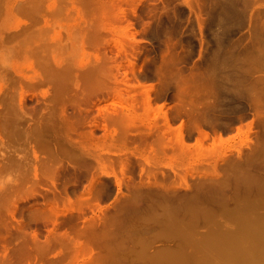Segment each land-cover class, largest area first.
Returning a JSON list of instances; mask_svg holds the SVG:
<instances>
[{
	"label": "rangeland",
	"instance_id": "rangeland-1",
	"mask_svg": "<svg viewBox=\"0 0 264 264\" xmlns=\"http://www.w3.org/2000/svg\"><path fill=\"white\" fill-rule=\"evenodd\" d=\"M109 14L115 18H110ZM103 22L104 26L111 24L101 30L99 25ZM125 26L128 28L124 29ZM53 56L62 60L63 64L72 63L73 74L80 73L81 69L89 66L93 68L94 65L105 69L103 73L105 72L107 90L104 87L96 94H87L84 99L78 98L80 101L70 99V102H62L63 108L65 107V110L62 108L63 111L72 113V116L70 113L67 116L70 120H66L71 122L73 118L77 119L74 120L77 126L72 130L66 128L67 125L61 123L62 120L59 122V118L65 115L60 108L56 107L61 111L56 112L59 118L57 114L50 115L54 104L57 105L49 98L52 94L51 87L38 81L39 75L44 74L43 68L54 64ZM109 57L112 59L109 60ZM105 58L109 62L106 63ZM105 65L110 67L109 71L112 68L111 74ZM240 76L244 79L248 77L245 79L247 82ZM68 86L72 87L73 83L68 82ZM74 87L69 90L74 91ZM61 89V92L66 91ZM44 90L46 91L43 93ZM147 90H150L152 97L151 105L147 102ZM262 93L264 94V0H0V264H149L147 256L152 254L155 261L163 254H172L173 256L168 257L173 259L178 256L173 264H240L227 260L220 253L218 256L214 252L211 254L207 243L224 232L220 231L222 229H237L240 222L235 211L239 207L246 209V201H252L260 195L264 199ZM59 103L60 106L62 103ZM80 113L86 115L82 116L83 120ZM118 115L122 122L114 119ZM169 122L173 129H170ZM81 123H87L83 125L86 129ZM42 127L45 132L39 133L38 128ZM123 128L126 131L122 135L120 132ZM64 132L69 135L63 134ZM205 132L209 133V139L203 137ZM71 133L75 137L72 138ZM220 135L225 142L222 143ZM69 136L74 142H79L80 136L85 138L80 141H83L82 144L87 146L88 151H94V154L84 148L87 154L84 150L80 151L82 158H74L65 152L53 155L48 149L49 145L44 146L47 143L54 146L52 143L68 142ZM179 137L180 140L184 137V141L188 143L186 147L179 145L182 144ZM199 140L203 142L200 146L197 142ZM96 152L102 156H98ZM91 155L93 156L90 157ZM48 156L55 161H52L54 166L49 163ZM94 157L107 161L109 167L106 163L107 166L103 164V167ZM69 160L72 166L69 165ZM124 163L128 172L125 177L122 173ZM67 167L76 169L70 174L57 172H66ZM150 172H156L154 175L157 178L149 175ZM39 175L41 176L38 177ZM41 177L44 179H40ZM93 177H97L98 184L104 191L99 195L102 197H96L88 204L83 198L87 195L86 187ZM117 177L126 182L122 186V195ZM156 179L165 183L160 187L155 185L157 188L152 184L151 190L154 193L163 188L158 191L159 195H167L172 199L167 201L169 203L166 202L171 206L166 203L163 205L166 200L158 201L163 202L160 203L163 207H168L166 209L171 212L170 216H163L161 212L164 208L161 210L162 206L154 199H147L148 195L145 196V193L143 195L149 203L143 196V200L140 198L142 201H127L128 205L119 209V201L124 199V194H129L126 192L132 193V188L137 185L134 191L146 186L148 188L143 189V192L151 193L148 190L150 182ZM141 182L147 185L143 184L141 187ZM166 184H169V188ZM171 191H175L170 193L172 196L168 195ZM54 193H57V197ZM157 194L154 193L155 199L158 198ZM67 196H71L77 206L80 205L79 211L71 210L68 205L70 210L63 206L65 210L61 217L54 216L57 219L38 215V210L41 212L47 209L46 204H51L54 198L62 206L68 199L64 201L63 198ZM80 196H83V200ZM154 201L160 212L156 205L150 206L155 204ZM65 203L64 205L68 204ZM9 207L12 209L9 210ZM11 211L15 212V218ZM258 212H264V208L260 207ZM159 213L161 218L157 216ZM73 214H79L81 218L76 225L79 230L76 226H71L73 222L67 221L68 218L71 220ZM112 214L117 215V218ZM165 216L169 221L182 219L178 223L181 225L183 222L184 228L178 230L179 234L177 230L174 232L175 228L171 231L169 227L165 229L169 233L164 230L159 232L165 228L160 229L163 224L169 223ZM163 218L166 221L162 222ZM93 220L98 225L89 233L83 232ZM60 223H64V227ZM23 226H28L27 230ZM18 229L23 232H18ZM52 229L53 232L56 231L50 234ZM59 230H67L72 236L69 237L71 241L68 239L69 242H61L63 245L56 241V244L53 243L55 245L45 247L47 249L44 251L38 249L45 246L48 235L49 238H53L57 232L59 235ZM184 230L185 233L188 231L186 234L190 232L194 235L190 234L188 237ZM213 235L214 238H209ZM76 239L78 242L82 241L80 248L84 243L88 247L85 248L87 245L84 244L79 252L76 251ZM179 247L183 250H178ZM200 248L206 249L200 252ZM39 250L40 253L43 252V256H40L42 254ZM206 250L208 251L204 253ZM175 253L180 255L176 256Z\"/></svg>",
	"mask_w": 264,
	"mask_h": 264
},
{
	"label": "bare ground",
	"instance_id": "bare-ground-1",
	"mask_svg": "<svg viewBox=\"0 0 264 264\" xmlns=\"http://www.w3.org/2000/svg\"><path fill=\"white\" fill-rule=\"evenodd\" d=\"M90 2V1H89ZM101 5V4H100ZM92 7V6H91ZM99 7V6H98ZM94 9H95V7L93 8V9H91V10H93L92 12H94ZM97 9H99V8H97ZM107 9H108V7H107ZM110 9V8H109ZM104 10H106V8L104 7ZM111 10V9H110ZM109 10V11H110ZM100 11H101V9H100ZM113 11V10H112ZM91 12V11H90ZM111 12V11H110ZM105 13V12H104ZM113 13H111V15H112ZM117 14V13H116ZM124 14V13H123ZM99 15V14H98ZM103 15H105V14H103ZM102 15V16H103ZM107 15V14H106ZM115 15V14H114ZM120 15V14H119ZM101 15H99V17H100ZM108 16V15H107ZM98 17V16H97ZM109 17H110V14H109ZM108 17V18H109ZM112 17H114V16H112ZM112 17H110V18H112ZM117 17V16H116ZM119 17V16H118ZM123 17H124V15H123ZM230 17V16H229ZM105 17H103V19H104ZM115 18V17H114ZM114 18H112V19H114ZM123 19V18H122ZM98 20H100V21H102V19L101 18H99ZM105 20V19H104ZM108 20V19H107ZM119 20H121V18L119 19ZM112 21V20H111ZM111 21H108V22H111ZM117 21H118V19H117ZM96 22V21H95ZM108 22H106V23H108ZM97 23V22H96ZM95 23V24H96ZM100 23V22H99ZM104 23L105 22H103V26L102 25H99V26H101V30H102V27L104 28V27H106V26H108L109 24H111V23H108V24H105L106 26H104ZM95 27H98V26H95ZM94 27V30L96 29ZM126 27V26H125ZM108 28V27H107ZM107 28H105V29H107ZM128 27H126V28H124V29H127ZM105 29H103V31H105ZM109 30V29H108ZM96 31H98V29L96 30ZM107 31V30H106ZM124 32V31H123ZM127 33V32H126ZM99 35V34H98ZM93 36V35H92ZM94 38H97V37H94ZM106 39V38H105ZM134 39V38H133ZM95 40V39H94ZM136 40V39H135ZM108 41V40H107ZM110 41V40H109ZM120 43H122V42H120ZM122 44H120V46H121ZM119 46V45H118ZM121 47H123V46H121ZM120 47V48H121ZM122 49V48H121ZM120 49V50H121ZM124 49V48H123ZM125 51H127V50H125ZM107 55V54H106ZM53 57H55V56H53ZM110 58V57H109ZM47 59V58H46ZM97 59H100L99 57H97ZM112 59V57L109 59V60H111ZM48 60V59H47ZM50 60V59H49ZM54 61V64H52L51 62H50V64H52V65H49V66H47L45 63H44V65L45 66H47L46 68L44 67L43 69H44V74H40L39 75V79H38V81H40V84H43V85H47V86H50L51 87V90H50V92H52V94L50 95V99L52 100V101H54L57 105H58V103L60 102V103H64V101L66 102V100L68 101L69 100V102H70V99L71 100H77L78 98H80V97H82L83 99L86 97V96H88V95H90V94H92V93H95L96 94V92H98V91H100V90H102V88H106V78H104V73H103V71L105 70H103L102 69V67L101 66H97V65H94L95 67H93V68H91L90 66H89V68H86V69H81V71H80V73H75V74H73L71 71L73 70L74 71V67H73V69H71V66H73V65H71L72 63H70L69 65H70V68L68 67L69 65L68 64H66V63H64L63 64V62H62V60L61 61H59L58 60V58H54L53 59ZM105 60H106V58H105ZM46 61V60H45ZM44 61V62H45ZM107 61H108V59L106 60V63H107ZM101 62H103V61H101ZM109 62V61H108ZM47 63V62H46ZM67 66H66V65ZM96 64H98V63H96ZM100 64V63H99ZM102 64V63H101ZM103 64H105L104 62H103ZM134 64V63H133ZM136 64V63H135ZM119 65V64H118ZM106 67H108L107 65H105ZM80 66H78V68H79ZM83 67V66H82ZM76 68V67H75ZM103 68H104V66H103ZM109 68L110 67H108L107 69H108V71H109ZM137 68V67H136ZM71 69V70H70ZM77 69V68H76ZM107 69H106V71H107ZM118 69V68H117ZM111 70H112V68H111ZM110 70V71H111ZM78 71V70H77ZM110 71L108 72V73H110ZM41 73V72H40ZM247 73V72H246ZM111 74V73H110ZM106 75H108V74H106ZM242 75V74H241ZM111 77H112V75H110ZM231 76V75H230ZM235 76V75H234ZM243 76V75H242ZM107 77V76H106ZM108 77H109V75H108ZM221 77V76H220ZM229 77V76H228ZM231 77H233V76H231ZM237 77V76H236ZM241 77V76H240ZM244 77V76H243ZM80 78L82 79V80H80ZM227 78V77H226ZM234 78V77H233ZM242 78V77H241ZM228 79H230V78H228ZM239 79V78H238ZM237 79V80H238ZM242 79H244V78H242ZM246 79V78H245ZM245 79L243 80L244 82H247V81H245ZM247 79H248V77H247ZM246 79V80H247ZM251 79V78H250ZM109 80V79H108ZM236 80V79H235ZM82 81V82H81ZM228 81H230V80H228ZM241 81V80H240ZM251 81V80H250ZM68 82H72L73 83V86H75L74 88V91H71V90H69V89H72V87L70 86H68ZM39 84V83H38ZM39 84V85H40ZM110 84V83H109ZM45 85V86H46ZM70 85V84H69ZM108 87H110L109 85H107ZM112 86V85H111ZM68 87H69V89H68ZM113 88H114V86H112ZM223 87H225V86H223ZM60 88H62V89H64V90H66L67 91V89H68V91L67 92H70V93H67L66 91L64 92V91H60ZM50 89V88H49ZM49 89H47V90H49ZM61 89V90H62ZM108 88H106V90H107ZM110 89V88H109ZM115 90V89H114ZM146 90V89H145ZM150 90H151V88H150ZM150 90H147V94H148V97H147V102H149V105H151L152 104V97H151V95H150ZM223 90H226L225 88L223 89ZM230 90V89H229ZM46 90H44L43 91V93L45 92ZM146 92V91H145ZM151 92H152V90H151ZM106 93V92H105ZM111 93V92H110ZM260 92H258V94H259ZM46 94V93H45ZM88 94V95H87ZM109 94V92L107 93V95ZM113 94H115L114 92H113ZM116 94H118V92H116ZM43 95V94H42ZM260 95H261V93H260ZM259 95V96H260ZM262 95H263V97H264V94L262 93ZM45 96V95H44ZM49 96V95H48ZM99 96V95H98ZM115 97V96H114ZM263 100L262 101H264V98H262ZM81 100V99H80ZM80 100H77V101H80ZM255 100V99H254ZM253 100V101H254ZM256 100H257V98H256ZM255 100V101H256ZM258 100H259V98H258ZM90 101H91V99H90ZM89 101V102H90ZM122 101V100H121ZM120 101V102H121ZM22 102V101H21ZM68 102V103H69ZM85 102V101H84ZM91 102H93V99H92V101ZM59 103V104H60ZM61 104L60 106L58 105H55L54 104V107L52 108V107H48V108H52L51 109V111H50V115H55V114H57L58 115V118H59V114L58 113H56V112H59L60 110L62 111V113H63V115H64V117H62L61 119L59 118V122L61 121V123H65L66 125H67V127L66 128H70L71 130L72 129H75L76 128V124H77V122L75 123L74 122V120H75V118H73V120L71 121V122H68V120H66V119H69L70 120V117H67L68 116V114L70 113H65L64 111H63V109L65 110V107L63 108V105L64 104ZM67 103V102H66ZM65 103V104H66ZM82 103V102H81ZM80 103V104H81ZM87 103V102H86ZM122 103H125V102H123L122 101ZM254 103H256V102H254ZM260 103V102H259ZM76 104H78V102L76 103ZM116 104V103H115ZM258 104V103H257ZM51 105V104H50ZM72 105V104H71ZM125 105V104H124ZM149 105H147V107L149 106ZM47 106H49V105H47ZM52 106V105H51ZM68 106V105H67ZM74 106V105H73ZM78 106V105H77ZM80 106L81 105H79V108H80ZM162 106V105H161ZM60 108V110L58 111V109ZM76 107V106H75ZM82 107V106H81ZM134 107V106H133ZM47 108V109H48ZM63 108V109H62ZM79 108H77V110L79 109ZM149 108V107H148ZM150 108H151V106H150ZM214 108H215V105H214ZM73 109H74V107H73ZM80 109H82V108H80ZM154 108H153V106H152V110H153ZM49 110V109H48ZM53 110V111H52ZM133 110H134V108H133ZM151 110V109H150ZM151 110V111H152ZM61 111L59 112V113H61ZM74 111H75V109H74ZM74 111H73V113H74ZM82 111V110H81ZM83 111H84V108H83ZM105 111H106V114H107V110L105 109ZM16 112V111H15ZM14 112V113H15ZM41 112V111H40ZM43 112V111H42ZM41 112V113H42ZM86 112V111H85ZM114 112H116V111H114ZM118 112H120L119 110H118ZM200 112V111H199ZM84 113V112H83ZM167 113V112H166ZM16 114V113H15ZM67 114V115H66ZM72 113H70L69 115H71ZM76 114V113H75ZM74 114V115H75ZM81 114V113H80ZM108 114L110 115V113L108 112ZM112 114V113H111ZM117 114V113H116ZM199 114V113H198ZM48 115V114H47ZM49 115V116H50ZM77 115H79V113H77ZM76 115V116H77ZM85 114H81V119H82V116H84ZM120 115H121V113H120ZM120 115H118V116H116V118H114V119H116V120H121V116ZM126 115V114H125ZM40 114H39V118H40ZM44 116V115H43ZM43 116H42V118H43ZM56 116V115H55ZM72 116V115H71ZM80 116V115H79ZM86 116V115H85ZM84 116V117H85ZM123 116V115H122ZM127 116V115H126ZM45 117V116H44ZM67 117V118H66ZM112 116H110V118H111ZM128 117V116H127ZM168 116H166V118H167ZM12 118V117H11ZM46 118V117H45ZM50 118H51V116H50ZM57 118V117H56ZM87 118V117H86ZM108 118V117H107ZM130 118H132V117H130ZM197 118V117H196ZM13 119V118H12ZM48 119V118H47ZM53 119V118H52ZM55 119V118H54ZM71 119H72V117H71ZM85 119V118H84ZM109 119V118H108ZM123 119H124V117H123ZM128 119H129V117H128ZM15 121H16V119H14ZM40 120V119H39ZM51 120V119H50ZM56 120V119H55ZM77 120V119H76ZM75 120V121H76ZM83 120V119H82ZM82 120H81V122H82ZM88 120V119H87ZM198 120H199V118H198ZM14 121V122H15ZM48 121H49V119H48ZM52 121V120H51ZM86 121V120H85ZM125 121V120H124ZM129 121H131V120H129ZM169 121V120H168ZM219 121V120H218ZM13 122V123H14ZM17 122V121H16ZM39 122V121H38ZM43 122V121H42ZM41 122V123H42ZM44 122H47V121H45V119H44ZM52 122H55L54 120L52 121ZM58 122V121H57ZM88 122V121H87ZM120 122H122V121H120ZM128 121H126V123H127ZM18 123V122H17ZM49 123V122H48ZM48 123H47V125H48ZM83 123H85V122H83ZM83 123H81V125L83 126V125H86V124H83ZM130 123V122H129ZM166 123V122H165ZM39 124V123H38ZM43 124V123H42ZM57 124V123H56ZM60 124V123H59ZM121 124V123H120ZM131 124V123H130ZM169 124H170V122H169ZM215 124V123H214ZM218 124V123H217ZM40 125V124H39ZM54 126H55V124H53ZM78 125H79V122H78ZM115 125V124H114ZM124 126H125V123L123 124ZM127 125V124H126ZM171 125V124H170ZM170 125H169V127H170ZM220 125V124H219ZM18 126L20 127V124L18 123ZM32 126V125H31ZM52 126V125H51ZM58 126V125H57ZM63 126V125H62ZM128 126L130 127V125L128 124ZM128 126H127V129H128ZM182 126V125H181ZM14 127V126H13ZM13 127H11V129H13ZM41 127V126H40ZM43 127H45L44 125H43ZM38 128V130H39V133H40V131L41 132H45V130H44V128ZM84 127V126H83ZM82 127V128H83ZM118 127L119 126H117V128L116 129H118ZM184 127V126H183ZM22 129H24L23 127H21ZM48 128V127H47ZM52 128H54V127H52ZM51 128V129H52ZM79 128L80 127H78V130H79ZM85 128V127H84ZM120 128H121V126H120ZM167 128H168V126H167ZM249 128V127H248ZM20 129V128H19ZM22 129H20V130H22ZM28 129H29V127H28ZM30 129H31V127H30ZM33 130H34V128H32ZM45 129H46V127H45ZM62 129V128H61ZM64 129V128H63ZM86 129V128H85ZM84 129V131H86ZM115 129V130H116ZM123 129H124V131H123ZM122 129V131H121V129H120V134L122 133V135L125 133V128H123ZM130 129V128H129ZM170 129H173L172 128V125H171V128ZM250 129H251V126H250ZM17 130V129H16ZM54 130V129H53ZM65 130H67V129H65ZM69 130V129H68ZM87 130H90V129H87ZM92 130V129H91ZM152 130V129H151ZM30 131H32V130H30ZM36 131V130H35ZM60 131V130H59ZM77 131V130H76ZM149 132H150V130H148ZM180 131L182 132V129H180ZM179 131V132H180ZM241 131V130H240ZM17 132V131H16ZM20 132V131H19ZM26 132H27V130L25 131V135H26ZM48 132H50L49 130H48ZM83 132V131H82ZM90 132V131H89ZM93 132V131H92ZM95 132V131H94ZM128 132V131H127ZM139 132H141V131H139ZM247 133L249 132V131H246ZM21 133H23V131H21ZM31 132H29V134H30ZM36 133V132H35ZM38 133V132H37ZM36 133V134H37ZM38 133V134H39ZM83 133H85V132H83ZM242 133V132H241ZM43 134V133H42ZM59 134H61V133H59ZM63 134H66L67 136L69 135V133H67V132H64ZM77 134H79V132L77 133ZM32 135H34V134H32ZM32 135H31V137H32ZM62 135V134H61ZM92 135H94V133L92 134ZM96 135V134H95ZM95 135H94V137H95ZM122 135H120V136H122ZM125 135H127V134H125ZM180 135V134H179ZM182 135H183V133H182ZM203 137L206 139V138H208V136H209V133H203ZM15 136V135H14ZM13 136V137H14ZM56 136V135H55ZM58 136V135H57ZM66 136V138H68ZM71 136H72V138L73 137H75L74 135H72V133H71ZM71 136H69V139H70V137ZM77 136H79V135H77ZM76 136V137H77ZM184 136V135H183ZM12 137V136H11ZM19 137V136H18ZM30 137V136H29ZM64 137V136H63ZM126 137V136H125ZM128 137H129V135H128ZM185 137V136H184ZM184 137L180 140V137H179V140L181 141V143L182 144H180L179 143V145H184L185 147H186V144L188 145V143H186L184 140ZM33 138H34V136H33ZM38 138V137H37ZM40 138V137H39ZM60 138H62V137H60ZM65 138V137H64ZM65 138V139H66ZM78 138V137H77ZM83 138V137H82ZM82 138H81V136H80V139L82 140ZM91 138V137H90ZM96 138V137H95ZM220 138H221V141H222V143L223 142H225V140L222 138V135H220ZM219 138V139H220ZM68 139V142H66L65 140V142H58V144L57 143H52L54 146H50V144H45L44 146H47V145H49V147H48V149L52 152V154L53 155H55V154H57V153H60V152H65V153H68L69 155H72V157H79V158H82L83 156L81 155V153H80V151L82 152L83 150L85 151V149L84 148H86L87 146H85L84 147V145L82 144L83 143V141H80V139H79V142H74L73 140V142L71 141V139L69 140ZM83 139H85V138H83ZM88 139V138H87ZM122 139H126V138H122ZM128 139V138H127ZM130 139V138H129ZM209 139V138H208ZM207 139V140H208ZM39 140V139H38ZM49 140H50V138H49ZM62 140V139H61ZM53 141V140H52ZM57 141V140H56ZM85 141V140H84ZM123 141H126V140H123ZM48 142V141H47ZM198 142V145L200 146V144H203V142L201 141V140H199V141H197ZM85 143V142H84ZM86 143H88L89 144V142H86ZM56 146V147H55ZM44 148V147H43ZM48 149L46 150L47 152H48ZM44 151H45V149H44ZM86 151H88V149L86 148ZM86 151H85V153H86ZM91 151V150H90ZM90 151H88V152H90ZM100 151H98V153H99ZM91 154H94V151H92V152H90ZM97 153V152H96ZM97 153V155L98 156H102L101 154L99 155ZM47 154V153H46ZM83 154V153H82ZM87 154V153H86ZM49 155H51L50 153H49ZM60 155V154H59ZM59 155H58V157H59ZM90 154L88 153V156H89ZM52 156V155H51ZM50 156V157H51ZM93 155H91L90 157H92ZM96 156V155H95ZM49 157V156H48ZM48 157H46V158H48ZM49 157V159H50V161H49V163L52 165V161L53 162H55L54 160H51V158ZM61 158H63V156H60ZM57 158V156H55V159ZM60 159V158H59ZM63 159H65V158H63ZM92 159V158H91ZM94 159H96L95 157H94ZM97 159H98V161H100L99 162V164H102V166H103V164L105 165V163L108 165V167H109V163L106 161H104V160H101L100 159V157L98 158L97 157ZM97 159H96V161H97ZM67 160H68V158H67ZM67 160H66V162H67ZM83 160V159H82ZM85 160V159H84ZM20 161V160H19ZM42 161V160H41ZM47 161V160H46ZM58 161V160H57ZM56 161V162H57ZM62 161V160H61ZM87 161V160H86ZM92 161V160H91ZM124 161V160H123ZM79 162V161H78ZM89 162V161H88ZM102 162V163H101ZM127 161H125V163H126ZM39 163H40V161H39ZM41 163H43V162H41ZM49 163H47V165L49 164ZM58 163H60L61 164V162H58ZM68 163V162H67ZM71 163H73V162H71ZM90 163V162H89ZM98 163V162H97ZM120 163H123V162H120ZM125 163H124V165H122V173H123V175H124V177H125V174L127 173L128 174V172H126L127 171V167H125L126 165H125ZM84 164V163H83ZM91 165L93 164V163H90ZM126 164H128V163H126ZM246 164H248V162L246 163ZM56 165H58L59 166V164H56ZM69 165H71L70 164V160H69ZM73 165H75V163L73 164ZM86 165H88V164H86ZM86 165H84V166H86ZM107 165H105V166H107ZM110 165H113V164H110ZM121 165V164H120ZM52 166H54V165H52ZM65 166H67V165H65ZM72 166V165H71ZM114 166V165H113ZM245 166V165H244ZM48 167V166H47ZM79 167V166H78ZM83 167V166H82ZM89 167V166H88ZM99 167H100V165H99ZM104 167V166H103ZM240 167V166H239ZM56 168V167H55ZM102 168V167H101ZM59 169V168H58ZM76 169V168H75ZM75 169H73L74 171H75ZM78 169V168H77ZM80 169H82V168H80ZM87 169V168H86ZM108 169V168H107ZM240 169V168H239ZM48 171H49V167H48V169H47ZM53 170V169H52ZM73 170H71L70 168L68 169V167H67V169H66V172H61V170L60 171H57L58 173H64V174H66V173H68V174H70ZM90 170V169H89ZM102 170V169H101ZM105 170V169H104ZM103 170V171H104ZM109 170V169H108ZM114 170V169H113ZM27 171H28V169H27ZM63 171V170H62ZM77 171V170H76ZM83 171V170H82ZM51 172H53V171H51ZM106 172H108V171H106ZM106 172H101L102 174H104V173H106ZM110 172V171H109ZM35 173H38V172H35ZM43 173V172H42ZM54 173V172H53ZM56 173V172H55ZM54 173V174H55ZM87 173H88V171H87ZM111 173V172H110ZM156 172H154V173H149V175H152V176H155L154 174H155ZM44 174V173H43ZM53 174V175H54ZM96 174V173H95ZM112 174H114V172L112 173ZM126 174V175H127ZM27 175V174H26ZM25 175V176H26ZM38 175V174H37ZM59 175V174H58ZM75 175V174H74ZM88 176H89V174H87ZM92 175H94V174H92ZM114 175H116V173L114 174ZM147 175H148V173H147ZM148 175V176H149ZM36 176V175H35ZM41 175H39L38 177H40ZM72 176V175H71ZM77 176V175H76ZM91 176V175H90ZM97 176V175H96ZM106 176V175H105ZM109 176V175H108ZM117 176V175H116ZM45 177V176H44ZM57 177V176H56ZM60 177V176H59ZM156 178H157V176H155ZM55 178V177H54ZM58 178V177H57ZM64 178V177H63ZM74 178V177H73ZM97 178V177H96ZM95 177H93L92 179H91V181H90V184L88 185V187H86L87 188V195L85 194V190H84V194L86 195V197L85 198H83L82 199V197L83 196H80V198L83 200V201H87V203L89 204L91 201H93L94 199H96V197H98V198H100V197H102V196H99L101 193L103 194V191H104V189H102V187H100L99 186V184H98V180L96 179ZM99 178V177H98ZM34 179H36V178H34ZM40 179H44V178H40ZM65 179V178H64ZM70 179H72V177L70 178ZM69 179V180H70ZM117 179V184H118V186H119V189H120V191L122 190V186H123V184L125 183V185H126V182L122 179H120V177L118 178H116ZM127 179V178H126ZM37 180V179H36ZM46 180V179H45ZM60 180V179H59ZM68 180V181H69ZM38 181H40V180H38ZM64 181V180H63ZM127 181V180H126ZM101 182V181H100ZM40 183H42V182H40ZM65 183V182H64ZM63 183V184H64ZM67 183V182H66ZM165 182H163V184H164ZM143 184H145V183H143ZM142 184V182H141V187L142 186H144ZM150 184L151 185H149L150 187V189H148V190H151V187H160V186H162L163 184H162V181L161 182H159L157 179H156V181H154V182H150ZM152 184H154L153 186H152ZM219 184H221V183H219ZM223 184V183H222ZM18 185V184H17ZM132 185V184H131ZM145 185H147V184H145ZM156 185V186H155ZM167 185V184H166ZM169 185V184H168ZM168 185L166 186V187H168ZM199 185V184H198ZM96 186H98V187H96ZM103 186H105V185H103ZM129 186V185H128ZM127 186V187H128ZM137 185H135V187H136ZM194 186V185H193ZM14 187V186H13ZM19 187V186H18ZM17 187V188H18ZM56 187V186H55ZM132 187H134V185H132ZM134 187V188H135ZM156 187V188H157ZM164 187V186H163ZM104 188V187H103ZM130 187H128V189H129ZM134 188H132V193H131V191L130 192H126V194H128L127 196H125V194H124V192H123V196H124V199H122V201H119V202H121V205L120 204H118V205H120V207H119V209H124V207L126 206V204H127V201H137V200H141L140 198H142V200H143V194L145 193V196L146 195H148L147 196V199H148V197H149V199L151 200V201H153V199L155 200V201H157V204L158 205H160V203L158 202L159 200H166L164 203H163V205H165V203L167 202V201H169L170 202V200H172L171 198L169 199V196L167 197V195L166 196H164V195H159L160 193L158 192V191H161L159 188V190L158 191H156L158 194H157V197L158 198H156L155 199V196L156 195H154V193L156 194V192H152V190H151V193H153L152 195H153V197H152V199H151V197H150V195H151V193H150V191L148 192V191H146V192H143L144 190H147V188H146V186L143 188V189H141V188H139L138 187V189L136 190V191H134L133 189ZM137 188V187H136ZM146 188V189H145ZM155 188V189H156ZM165 188V187H164ZM169 188V187H168ZM167 188V189H168ZM220 188V187H219ZM11 189H12V187H11ZM56 189V188H55ZM58 189V188H57ZM131 189V188H130ZM166 189V190H167ZM59 190V189H58ZM57 190V191H58ZM62 190V189H61ZM103 190V191H102ZM166 190H164V191H166ZM13 191V190H12ZM37 191V190H36ZM102 191V192H101ZM129 191V190H128ZM168 191V190H167ZM14 193H15V191H13ZM17 192H19L18 190H17ZM53 192H55V191H53ZM62 192V191H61ZM118 192H119V190H118ZM149 194H148V193ZM172 192H174L175 193V191H171V192H169L168 193V195L170 194V193H172ZM36 192H34V194H35ZM120 193V192H119ZM162 193V192H161ZM5 194V193H4ZM41 194H43L42 192H41ZM55 194V196L57 197V193H54ZM84 194H82V195H84ZM166 194V193H165ZM173 194V193H172ZM172 194H170V196H172ZM38 195H39V193H38ZM53 195V194H52ZM66 195H68V194H66ZM121 195H122V191H121ZM151 195V196H152ZM159 195V196H158ZM197 195V194H196ZM4 196V195H3ZM6 196V195H5ZM119 196H120V194H119ZM144 196V197H145ZM194 196V195H193ZM49 197V196H48ZM59 197V196H58ZM196 197H198V196H196ZM51 198H52V196H51ZM54 198V197H53ZM60 198H63V197H60ZM68 198V199H67ZM80 198H78V199H80ZM119 198H121V197H119ZM173 198V197H172ZM178 198H179V196H178ZM187 198V197H186ZM199 198V197H198ZM6 200H7V198H5ZM49 199V198H48ZM64 199V201H66L65 199H67V201H66V203H68L67 205H64V203H62L61 205L62 206H60V204H59V201L57 200V198H56V200H55V198H54V201H51L50 203L51 204H46V208L47 209H45V210H43V211H41L40 212V209L38 210V215H43L44 217L46 216H48V218L49 217H61V215L64 213V210L65 209H63L64 207L63 206H65V208L66 207H68V205H70V208H71V210H76V209H78L79 207L78 206H80L79 204H78V206L75 204V202L71 199V196L70 197H66V198H63ZM77 199V198H76ZM75 199V200H76ZM77 199V200H78ZM80 199V200H81ZM145 199H146V197H145ZM146 199V200H147ZM158 199V200H157ZM181 199H183V198H181ZM180 199V202L182 201ZM185 199V198H184ZM196 199V198H195ZM1 200V199H0ZM46 200V199H45ZM49 200H51V199H49ZM53 200V199H52ZM141 200V201H142ZM179 200V199H178ZM194 200V199H193ZM192 199H191V201H193ZM4 201V200H3ZM10 201V200H9ZM48 200H46V202H47ZM155 201H154V203H155ZM7 202V201H6ZM62 202V201H61ZM147 202H148V200H147ZM169 202H167V203H169ZM179 202V201H178ZM196 202V201H195ZM199 202V201H198ZM2 203V202H1ZM43 203V202H42ZM65 203V204H66ZM79 203H81V202H79ZM117 203H118V200H117ZM149 203V202H148ZM161 203V204H162ZM166 203V204H167ZM45 204V203H44ZM132 204H134L133 202H132ZM138 205H139V203H137ZM4 205V204H3ZM7 205V204H6ZM84 205V204H83ZM117 205V206H118ZM128 205V204H127ZM136 205V204H135ZM149 205V204H148ZM154 205H156V203L155 204H150V206L152 207V206H154ZM163 205H160V206H162V208H161V210L163 211V212H161L162 213V215L164 214V215H167V217L168 216H170L171 214V212H169V210L168 209H166V208H168V207H166V206H164L163 207ZM168 205V204H167ZM5 206V205H4ZM14 206V205H13ZM12 206V207H13ZM44 206V205H43ZM48 206V207H47ZM116 206V205H115ZM157 206V205H156ZM156 206H154V207H156ZM168 206H171V205H168ZM245 207H246V209L245 208H238V210H236L235 211V215H237L238 216V219H239V225H238V227H237V229H232V230H224V229H222V230H220V231H224V232H220V234L218 235V237H216V239H212V240H210L208 243H207V245H208V249H210L209 251H211L210 253L212 254V252H214V253H216L217 254V256H218V254L220 253L221 254V256H223V257H225L227 260H229V261H236V262H239L240 264H264V212H262V213H260V212H258V209L261 207V209L262 208H264V199L262 198V196L260 195L259 197H257L256 199H254V200H252V201H246V203H245V205H244ZM6 208L5 209H8V206H5ZM42 207V206H41ZM61 207V208H60ZM17 208V207H16ZM70 208L68 207V209L70 210ZM156 208H158L159 209V207L157 206ZM195 208H196V206H195ZM12 208H10L9 207V210H11ZM68 209H66L67 211H69ZM82 209V208H81ZM14 210H16L15 208H14ZM84 210V209H83ZM155 210H157V209H155ZM195 210V209H194ZM198 211H199V209H197ZM67 211H65V212H67ZM77 211H79V209L77 210ZM114 213H115V208H114ZM118 211V210H117ZM123 211V210H122ZM8 212V211H7ZM71 212V211H70ZM74 212V211H73ZM82 212V211H81ZM84 212V211H83ZM119 212V211H118ZM159 212H160V209H159ZM168 212H169V214H168ZM13 211H11V215H13L14 214V218H15V212L13 213ZM75 213H77V212H75ZM79 213V212H78ZM120 213V212H119ZM119 213H118V215H119ZM161 213H159V215H157V216H162V215H160ZM195 213V212H194ZM200 213V212H199ZM83 214V213H82ZM116 214V213H115ZM67 215V214H66ZM85 215V214H84ZM111 215V214H110ZM113 215V214H112ZM163 215V216H164ZM195 215H197V214H195ZM199 215V214H198ZM65 216V215H64ZM83 216V215H82ZM81 216V217H82ZM113 216H115V215H113ZM112 216V218H114ZM45 217V218H46ZM54 217V218H55ZM66 217V216H65ZM65 217L63 218V216H62V218L63 219H65ZM116 218H117V215L115 216ZM158 217V218H159ZM167 217L165 216L164 218L165 219H167ZM100 218V217H99ZM115 218V219H116ZM161 218V217H160ZM159 218V219H160ZM164 218L162 219V222H163V220H164ZM52 219V218H51ZM55 219H57V218H55ZM59 219V218H58ZM61 219V218H60ZM59 219V220H60ZM72 219H73V221H72ZM78 219L80 220L81 218L79 217V214L78 215H76V214H73V216L71 217V220H69V218H68V220L67 221H71V223H72V225L71 226H76L77 225V221H78ZM95 219V218H94ZM4 220H5V218H4ZM22 220V219H21ZM20 220V221H21ZM46 220H48V219H45V221ZM59 220H58V222H59ZM66 220V219H65ZM96 220V219H95ZM100 220H102V218L100 219ZM112 220H114V219H112ZM168 221L167 222H169V223H166V224H163L162 226H161V228H160V226L158 225V229L160 228V229H162V228H164V229H162V231H159L156 227H155V229H157L159 232H163V230L164 231H166L165 229H166V227H169V230H173L174 228V232H176L175 230H177V233H178V230H180L181 231V229H183L184 228V226H183V228H182V224H183V222H181L182 224L180 225L179 223H178V221L180 220V221H182V219H179L178 218V220L177 221H174V219H171L172 221H169V219H167ZM1 221V220H0ZM18 221V220H17ZM16 221V222H17ZM159 221V220H158ZM164 221H166V220H164ZM15 222V223H16ZM19 222V221H18ZM56 222L57 221H55V223H54V227H55V224H56ZM80 222V221H79ZM108 222V221H107ZM20 223H22V222H20ZM19 223V225H21ZM25 223V222H24ZM65 223V222H64ZM64 223H63V225H62V223H60V225H62L61 227H64ZM89 223V222H88ZM106 223V222H105ZM157 223H159V222H157ZM1 224V223H0ZM10 224V223H9ZM66 224V223H65ZM67 224H68V222H67ZM66 224V225H67ZM160 224V223H159ZM169 224V225H168ZM5 225V224H4ZM16 225V224H15ZM57 225H59V224H57ZM60 225H59V227H60ZM87 225V224H86ZM96 225H98L97 224V222L96 221H91L90 222V224L88 225V227L86 228V229H84V231L83 232H87L88 231V233L91 231V229L93 228V227H95ZM166 225V226H165ZM14 226V225H13ZM25 226H26V224H25ZM25 226H23V228H25V230H27V227H25ZM155 226V225H154ZM181 228H180V227ZM17 227L19 228V226H18V223H17ZM59 227H58V229H59ZM79 227V226H78ZM153 227V226H152ZM185 227H188V226H185ZM15 228V227H14ZM22 228V227H21ZM22 228V229H23ZM57 228V227H56ZM71 228V227H70ZM76 229H78L77 228V226L75 227ZM80 228V227H79ZM85 228V227H84ZM189 228V227H188ZM21 229V230H22ZM72 229V228H71ZM70 229V230H71ZM186 229V228H185ZM190 229V228H189ZM192 229V228H191ZM190 229V230H191ZM21 230H19L18 229V232L20 231V232H23V231H21ZM24 230V229H23ZM73 230V229H72ZM71 230V231H72ZM79 230V229H78ZM78 230H77V232H78ZM153 230H154V228H153ZM168 230V229H167ZM171 230V231H172ZM186 230H188V229H186ZM16 231V230H15ZM14 231V232H15ZM56 230H54V232H55ZM60 231V230H59ZM67 230H65V232H63V231H60V233H59V235H57L58 234V232L54 235V237L53 238H49V235L46 237L47 239H48V241L46 242V244H44L45 246H43L42 244V246L40 247L39 245H38V247H40V248H38V249H41L42 251H44L45 249H47V248H45V247H51V245H55L57 242L56 241H58V243L60 244L61 242L62 243H64V242H69V237L71 236V235H69V232H66ZM170 231V233H174V232H171ZM183 231V230H182ZM189 231V230H188ZM188 231H186V233H188ZM51 232H53V229H52V231H50V234H51ZM53 232V233H54ZM75 232H76V230H75ZM80 232H81V230H80ZM167 232V231H166ZM70 233H72V232H70ZM79 233V232H78ZM165 233V232H164ZM167 233H169V231L167 232ZM185 233V230H184V234H186ZM36 234V233H35ZM179 234V233H178ZM194 235V233H190L189 232V234H186V235H188V237H189V235ZM79 235H82V234H79ZM87 235H89V234H87ZM181 235V234H180ZM182 235H183V233H182ZM192 235V236H193ZM34 237L36 236V235H33ZM184 236V235H183ZM72 237V236H71ZM73 237H74V235H73ZM77 239H79L80 237L78 236V234H77ZM76 237H74V238H76ZM79 237V238H78ZM185 237V236H184ZM37 237H35V239H36ZM99 238V237H98ZM183 238V237H182ZM190 238H191V236H190ZM194 238L196 239V237L194 236ZM209 238H214V235L213 236H210ZM38 239V238H37ZM69 239V240H68ZM72 239V238H71ZM76 239V240H77ZM46 240V239H45ZM197 240V239H196ZM39 241V240H38ZM71 241V240H70ZM81 240H79V242H80ZM40 242V241H39ZM43 242V241H42ZM77 242H78V240H77ZM76 242V244L78 245V247H77V250L76 251H78L79 252V249H81L83 246H84V244H83V246H81V248H80V246L79 245H81V243H82V241L80 242V244H78ZM194 242V241H193ZM198 243L200 242V241H197ZM53 243H55V244H53ZM61 243V244H62ZM73 244H75V241H74V243ZM195 244V243H194ZM205 245H206V243H204ZM63 245V244H62ZM77 245H75V246H77ZM85 245H87V244H85ZM198 245V244H197ZM206 245V246H207ZM86 247H88V245L87 246H85V248ZM202 247H205V246H202ZM76 248V247H75ZM199 248V247H198ZM21 249H22V247H21ZM88 249V248H87ZM86 249V250H87ZM181 248L179 247V249L178 250H180ZM206 249V248H205ZM205 249H201L200 248V252H202L201 250H205ZM83 250V249H82ZM81 250V251H82ZM181 250H183V249H181ZM208 250H206V251H204V253L205 252H207ZM39 253H40V250L38 251ZM47 252H49V250H47ZM47 252H45L46 254H47ZM78 252H76L78 255H79V253ZM83 252H85L84 250H83ZM82 252V253H83ZM144 252V251H143ZM184 252V251H183ZM43 253V252H42ZM42 253H40V254H42ZM179 253H182V252H179ZM223 253V254H222ZM176 254V256L177 255H180V254H177V253H175ZM164 255V254H163ZM162 255V257L159 259V260H157V261H155V256H154V254H152V256H147V258H149L150 259V263L152 262L153 264H173V261H174V263H175V260L177 259V257L175 258V259H173L172 257H168V256H173L172 254H170V255H168V256H163ZM40 256H43V254L42 255H40ZM183 256H185V255H183ZM213 256H214V254H213ZM212 256V257H213ZM157 257V256H156ZM179 258H180V256H179ZM184 258V257H183ZM181 259V258H180ZM143 260L145 261V259L143 258ZM182 260V259H181ZM179 262H180V260H178ZM179 262H177V263H179ZM149 263V264H150ZM146 264H148L147 262H146ZM180 264H181V262H180Z\"/></svg>",
	"mask_w": 264,
	"mask_h": 264
}]
</instances>
